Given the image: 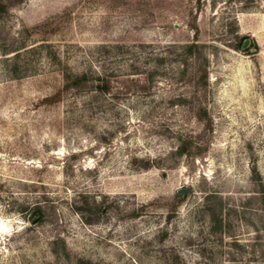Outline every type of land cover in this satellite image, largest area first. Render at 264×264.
Wrapping results in <instances>:
<instances>
[{"label":"rangeland","instance_id":"374dc122","mask_svg":"<svg viewBox=\"0 0 264 264\" xmlns=\"http://www.w3.org/2000/svg\"><path fill=\"white\" fill-rule=\"evenodd\" d=\"M0 264H264V0L0 14Z\"/></svg>","mask_w":264,"mask_h":264},{"label":"trees","instance_id":"16d2710c","mask_svg":"<svg viewBox=\"0 0 264 264\" xmlns=\"http://www.w3.org/2000/svg\"><path fill=\"white\" fill-rule=\"evenodd\" d=\"M24 0H0V14L7 12L11 7L23 2ZM198 44L192 42L185 47V51L188 55L193 56L194 59H197L198 56L195 55V51L198 50ZM206 79V72L202 73L201 81L205 84ZM72 85L76 88L80 89H87L91 87L89 82L87 81L86 77L79 76L72 80ZM67 87V86H66ZM94 88L100 91H108L110 89V82L105 79H100L96 84H94ZM203 114H202V113ZM203 115H205L204 110H200L197 114L198 119H203ZM201 151L199 145L196 143L193 137L185 136L180 139V143L177 146L176 154L181 155H197ZM36 221L41 219L40 213L37 211L35 212Z\"/></svg>","mask_w":264,"mask_h":264},{"label":"water","instance_id":"95a60500","mask_svg":"<svg viewBox=\"0 0 264 264\" xmlns=\"http://www.w3.org/2000/svg\"><path fill=\"white\" fill-rule=\"evenodd\" d=\"M250 43V40L249 39H245L244 40V43H243V45H242V48H245L246 47V45H248ZM190 191V188H187V187H185V188H179L178 189V192L179 193H187V192H189Z\"/></svg>","mask_w":264,"mask_h":264}]
</instances>
